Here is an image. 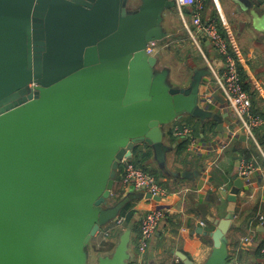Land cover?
Instances as JSON below:
<instances>
[{"label":"water","instance_id":"obj_1","mask_svg":"<svg viewBox=\"0 0 264 264\" xmlns=\"http://www.w3.org/2000/svg\"><path fill=\"white\" fill-rule=\"evenodd\" d=\"M230 1L264 34V0ZM128 2L0 0V264H90L91 238L132 198L106 208L133 149L147 145L164 168L167 127L177 118L212 120L222 129L198 81L171 87L157 54L146 52L165 37L163 12L174 1L140 0L133 12ZM212 98L224 103L218 91ZM232 185L221 192L223 218L198 207L214 226L195 230L212 242L203 264L226 262L225 237L244 186L237 173ZM126 243L121 237L96 264H127Z\"/></svg>","mask_w":264,"mask_h":264},{"label":"crops","instance_id":"obj_2","mask_svg":"<svg viewBox=\"0 0 264 264\" xmlns=\"http://www.w3.org/2000/svg\"><path fill=\"white\" fill-rule=\"evenodd\" d=\"M185 15L189 17V11H185ZM201 17L218 23L231 56L246 75L252 112L263 118V125L255 129L254 134L264 154V34L255 31L249 19L230 0H203ZM174 18L181 24L175 6L163 12L161 31L165 37L158 42L163 51L162 54L157 52L158 67L168 71L167 81L171 87H189L193 80H197L199 94L204 97L205 103L212 108V113L222 117V129H216L215 121H200L189 115H183L168 125L169 131L175 126L190 127L195 143L191 145L189 141L172 135L171 139L167 137L164 140L169 148L164 168L157 164L153 155L146 162L158 172L157 182L165 189L166 196L154 201L146 198L144 192L122 188L120 177L116 178L106 208L132 195L126 205H130L134 215L129 221L122 218V223L117 225L116 221L125 205L119 215L102 226L95 236L104 239L103 235L108 233L105 239L114 237V246L121 237H125L126 254L130 257L127 264H182L175 257V252L184 254L193 264H203L212 251V242L208 236L195 230L201 227V223L206 232L213 231L214 226L210 224L211 228L202 218L198 207L204 206L211 217L223 218L228 203L221 192L232 189L238 164L246 159L254 169L248 178L242 179L244 186L236 196L235 227L225 237V264H264V256L260 259L254 257L255 248L264 240V158L254 142L236 125L225 103L212 98L217 88L208 65L220 72L222 58L203 38L199 40L196 52L187 49L186 57L181 56L180 48L187 44V34L183 35L174 26ZM166 51L173 54V58H162ZM219 97L223 99L220 93ZM183 141L186 142L185 149L178 153ZM185 171L197 174L190 179L175 176V173ZM154 209L164 211L165 216L156 231L158 236L154 235L147 251L140 256L137 251L140 220ZM111 228H118V231L111 234ZM243 239H248V242L243 244ZM90 253L93 259L90 264H96V258L104 255L93 247Z\"/></svg>","mask_w":264,"mask_h":264},{"label":"built area","instance_id":"obj_3","mask_svg":"<svg viewBox=\"0 0 264 264\" xmlns=\"http://www.w3.org/2000/svg\"><path fill=\"white\" fill-rule=\"evenodd\" d=\"M178 11L182 26L186 31L190 40L199 47V40L203 38L222 58L223 67L220 72H216L208 65L211 72L213 82L216 85L217 91L222 95L226 108L230 111L236 121V125L246 133V135L254 142L261 152L255 137L254 130L263 125V119L252 112V102L249 94L243 89L239 78V71L236 60L231 56L229 46L218 30V25L215 20H204L201 17L203 10V0H173ZM185 11H189V17L185 15ZM157 42H151L146 47L148 54H157ZM30 90H34L35 84L31 83ZM171 133L178 139H185L191 145L195 143L193 131L190 127L175 126L171 129ZM122 174L120 183L122 188L135 192H144L151 197L162 198L166 196L165 189L158 184L156 179L135 167L129 160H123ZM254 167L251 163L244 160L240 161L237 167V176L241 179L248 178L253 172ZM165 212L160 209L148 211L140 220L139 234L137 238V251L140 256L147 251L150 241L154 237L160 222L164 219ZM122 218H119L116 223L121 224ZM204 224L201 223V227ZM108 233L103 235L105 239ZM248 242V239H243L242 243ZM264 256V246L260 250Z\"/></svg>","mask_w":264,"mask_h":264},{"label":"trees","instance_id":"obj_4","mask_svg":"<svg viewBox=\"0 0 264 264\" xmlns=\"http://www.w3.org/2000/svg\"><path fill=\"white\" fill-rule=\"evenodd\" d=\"M217 25H218V23H217ZM218 30H219V28H218ZM187 37H188V35H187ZM237 67H238L239 78H240V82L242 84V87L249 94V92H248V83L246 81V79H247L246 78V75L243 72L242 68L240 66H238V64H237ZM249 96H251V95L249 94ZM251 102H252V99H251ZM252 109H253V105H252ZM259 117H261V116H259ZM255 134H254V137H256ZM167 137L170 138V139L172 137V133L169 130H167ZM255 139H256V141H258L257 138H255ZM185 145H186V142L183 141L180 144L179 148H178V153L182 152L185 149ZM151 156H152V151H151L150 147H148L145 144H142V145L136 146L133 149V151H132V157L129 159V162L132 163L135 167L140 168L143 171L147 172L148 174L152 175L156 179V181H157L158 180V172L154 171L152 168H150L146 164V162L151 158ZM245 161L248 162V160H246V159H245ZM121 174H122V166L119 167L118 174H117V178H119L121 176ZM133 215H134V212L131 210L130 205H126L122 209V211L120 213V218H123L125 221H129V220H131V218H132ZM210 227L213 228L212 225H210ZM113 246H114L113 245V242L110 241L107 238V239L100 240V242H99L98 245H93V248L97 252L104 253V252L110 251L113 248ZM263 246H264V240L261 241L259 243V245L255 248V250H254V255H255L254 257L255 258H259V259L262 258L263 255L261 254L260 250H261V248Z\"/></svg>","mask_w":264,"mask_h":264},{"label":"rangeland","instance_id":"obj_5","mask_svg":"<svg viewBox=\"0 0 264 264\" xmlns=\"http://www.w3.org/2000/svg\"><path fill=\"white\" fill-rule=\"evenodd\" d=\"M139 5H140V0H129V2H128V4H127V7H128V10L130 11V12H133V11H135L138 7H139ZM173 24H174V26L175 27H177L178 28V30L180 31V33L182 32L183 33V35H185V34H187L186 33V31L183 29V27L181 26L182 25V23L180 24L179 23V21L177 20V19H175L174 18V21H173ZM187 36V35H186ZM185 43H187V44H185V46H183V47H181L180 48V52H179V54L181 55V56H183L184 58L186 57V51H187V49H193L195 52L197 51V48H196V46H195V44L190 40V38L189 37H187V39H186V42ZM157 51L160 53V54H162V48L161 47H158L157 48ZM168 51V50H167ZM165 52V53H163V55H161V56H163L162 58H173L172 56H173V54L171 55L169 52ZM112 230H110L111 231V234H114L116 231H118V228H111ZM112 236V235H111ZM114 238V237H113ZM113 238H109V240L110 241H113L112 239ZM100 240H103V239H101L99 236H95V237H93V238H91V240H90V242H89V244H88V246H87V249L85 250V252H86V254H88V252H89V254H90V263H91V261L93 260L92 258H91V248L93 247V245H98L99 244V242H100ZM115 247V246H114ZM114 247L110 250V251H108V252H104V253H102V254H104V255H110L111 253H112V251L114 250Z\"/></svg>","mask_w":264,"mask_h":264}]
</instances>
